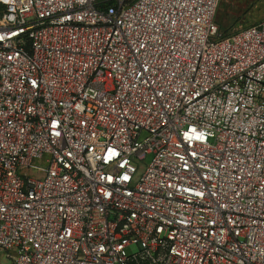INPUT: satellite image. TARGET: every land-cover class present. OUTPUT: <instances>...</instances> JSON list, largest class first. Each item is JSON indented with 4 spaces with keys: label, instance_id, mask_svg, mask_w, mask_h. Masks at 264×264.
Returning <instances> with one entry per match:
<instances>
[{
    "label": "built area",
    "instance_id": "1",
    "mask_svg": "<svg viewBox=\"0 0 264 264\" xmlns=\"http://www.w3.org/2000/svg\"><path fill=\"white\" fill-rule=\"evenodd\" d=\"M220 1L0 0V264H264V20Z\"/></svg>",
    "mask_w": 264,
    "mask_h": 264
},
{
    "label": "rangeland",
    "instance_id": "2",
    "mask_svg": "<svg viewBox=\"0 0 264 264\" xmlns=\"http://www.w3.org/2000/svg\"><path fill=\"white\" fill-rule=\"evenodd\" d=\"M264 20V0H221L216 22L220 31L234 33L249 26L255 25ZM151 157L146 158V164ZM128 255H134L138 252L136 246L127 248ZM4 264H10L6 259H2Z\"/></svg>",
    "mask_w": 264,
    "mask_h": 264
},
{
    "label": "trees",
    "instance_id": "3",
    "mask_svg": "<svg viewBox=\"0 0 264 264\" xmlns=\"http://www.w3.org/2000/svg\"><path fill=\"white\" fill-rule=\"evenodd\" d=\"M219 29H220V28H219ZM220 32H221V34L224 35V36H228V35H230V33H226V31H224V32L220 31Z\"/></svg>",
    "mask_w": 264,
    "mask_h": 264
}]
</instances>
